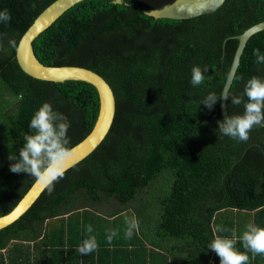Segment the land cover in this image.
Returning a JSON list of instances; mask_svg holds the SVG:
<instances>
[{
  "label": "trees",
  "instance_id": "16d2710c",
  "mask_svg": "<svg viewBox=\"0 0 264 264\" xmlns=\"http://www.w3.org/2000/svg\"><path fill=\"white\" fill-rule=\"evenodd\" d=\"M55 1L0 0V11L12 16L10 24H0V217L35 182L28 173H12L16 161L9 160L19 158L35 112L48 102L67 117L70 148L88 136L98 115L91 85L35 80L17 64L20 38ZM149 10L136 1L85 0L32 43L44 66L81 67L102 77L114 94L115 117L103 142L51 194L45 189L19 220L0 230V257H6L0 264H17L14 257L66 256L53 239L61 233L63 242H72L75 225L83 227L82 241L95 236L99 256L187 254L193 264L218 258L208 248L213 239H233L244 252L241 237L248 225L264 228V127L251 130L247 142L219 132L236 37L264 22V0H225L214 13L180 21L150 18L143 13ZM254 49L264 54V31L245 45L227 94L228 116L244 113L247 81L264 79ZM196 66L209 71L193 87ZM210 93L220 98L211 109L202 104ZM233 96H243V102L232 104ZM131 219L139 227L125 239ZM111 231L117 235L109 244ZM255 257L261 264L264 255Z\"/></svg>",
  "mask_w": 264,
  "mask_h": 264
},
{
  "label": "clouds",
  "instance_id": "9594fccd",
  "mask_svg": "<svg viewBox=\"0 0 264 264\" xmlns=\"http://www.w3.org/2000/svg\"><path fill=\"white\" fill-rule=\"evenodd\" d=\"M11 13L4 9L0 11V24H10ZM2 35V34H0ZM253 55L258 65L264 64V54L259 49L253 50ZM191 84L193 87L204 83L209 69L205 66L192 68ZM210 78V77H208ZM247 102L244 104L242 115L228 116L219 122V132L234 140L247 142L250 139L252 126L264 121V79L253 76L244 89ZM228 100L225 95L221 97ZM215 93H210L202 104L211 109L219 100ZM232 104L240 105L243 96H233ZM32 134L24 136V146L19 151V158L9 156V160L16 162L10 165L12 173H28L34 177L35 182L41 184L49 194L54 191L55 184L64 179L65 173L70 167L69 161L74 156V150L69 147L70 138L67 135L70 122L67 117L53 109V106L45 102L33 115L30 125ZM125 239H131L134 231L138 230L139 224L136 219L128 220ZM87 232L92 233L93 228L88 225ZM115 231L107 234V242L111 244ZM243 247L246 251L236 250L235 241L227 238H215L208 245L220 258V264H249L248 252L252 258L256 255H264V228L248 225V230L241 237ZM98 249L95 236L84 239L77 251L81 255H89Z\"/></svg>",
  "mask_w": 264,
  "mask_h": 264
},
{
  "label": "water",
  "instance_id": "95a60500",
  "mask_svg": "<svg viewBox=\"0 0 264 264\" xmlns=\"http://www.w3.org/2000/svg\"><path fill=\"white\" fill-rule=\"evenodd\" d=\"M83 1L85 0H56L49 5L24 32L17 44L15 54L21 71L35 80L52 83L82 82L91 85L97 92L99 108L96 122L88 136L72 148L74 156L69 161L70 167L68 170L89 156L109 133L115 117L114 94L105 80L91 70L74 66L49 67L42 65L34 55L32 43L61 15ZM124 1H136L147 6L150 10L143 13L150 18L180 21L214 13L223 5L225 0H112V3L121 5ZM262 31H264V22L251 27L236 37L238 47L224 83L221 97L228 94L247 41L251 36ZM220 111L222 119H227L226 100L223 98L220 99ZM262 127H264V121L253 125L251 130ZM44 190L41 184L34 182L15 208L7 215L0 217V230L19 220L32 207Z\"/></svg>",
  "mask_w": 264,
  "mask_h": 264
},
{
  "label": "crops",
  "instance_id": "0c3cea01",
  "mask_svg": "<svg viewBox=\"0 0 264 264\" xmlns=\"http://www.w3.org/2000/svg\"><path fill=\"white\" fill-rule=\"evenodd\" d=\"M236 212V211H234ZM95 216H100L98 213L92 212ZM236 214V213H234ZM112 220V219H110ZM237 220V218L235 219ZM53 222L51 221L48 223L49 225H53ZM46 224V223H45ZM49 229V227H48ZM83 227H80L78 225H75L74 230H71L72 235V242L70 241H64L60 238L61 233H56L55 236H57V239H53L55 242V246L57 248L62 249V251H67V255H60L57 253L55 256H24L21 258H11L12 262L15 261L17 264H193V259L190 255H184V256H167V258H159V256H151V255H145V253H141V255H136L135 257H103L99 256L96 253L99 252V248L92 252L89 255H81L77 249L82 243L81 235ZM103 233L104 231H99ZM64 235H69V233L64 232ZM105 234V233H104ZM54 236V237H55ZM49 237L52 238L51 233L49 232ZM99 243V242H98ZM71 247L72 250H68V247ZM31 247V246H30ZM3 261H5L6 257L1 255L0 257ZM21 259V260H20ZM214 264H220V258L215 257L211 258L207 264H211L212 260H214ZM256 257L253 259H249V264H257ZM261 264H264V258L261 261Z\"/></svg>",
  "mask_w": 264,
  "mask_h": 264
}]
</instances>
